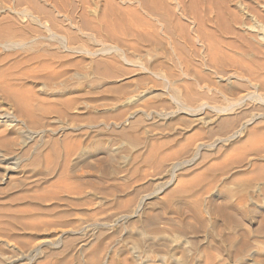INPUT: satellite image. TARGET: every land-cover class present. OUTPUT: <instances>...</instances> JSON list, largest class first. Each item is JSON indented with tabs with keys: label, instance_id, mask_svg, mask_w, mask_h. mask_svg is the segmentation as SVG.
<instances>
[{
	"label": "rangeland",
	"instance_id": "374dc122",
	"mask_svg": "<svg viewBox=\"0 0 264 264\" xmlns=\"http://www.w3.org/2000/svg\"><path fill=\"white\" fill-rule=\"evenodd\" d=\"M260 63L264 0H0V264H264Z\"/></svg>",
	"mask_w": 264,
	"mask_h": 264
},
{
	"label": "bare ground",
	"instance_id": "6f19581e",
	"mask_svg": "<svg viewBox=\"0 0 264 264\" xmlns=\"http://www.w3.org/2000/svg\"><path fill=\"white\" fill-rule=\"evenodd\" d=\"M162 1H164V0H162ZM152 2V1H151ZM155 2H157V1H155ZM159 2H160V0H159ZM109 3V2H108ZM158 3V2H157ZM156 3V4H157ZM151 5V4H150ZM158 5V4H157ZM154 6V5H153ZM119 9V8H118ZM154 9H155V7H154ZM160 9V8H159ZM156 10V9H155ZM249 11V10H248ZM252 12V11H251ZM247 14V13H246ZM253 15V14H252ZM257 17V16H256ZM241 24H243L242 22H241ZM247 24V23H246ZM245 24V25H246ZM244 27L245 26H243V27H241V28H243V30H244ZM241 28H238V29H241ZM245 29H248V28H245ZM236 30V29H235ZM242 30V29H241ZM249 30H251L250 28H249ZM237 31V30H236ZM224 32V31H223ZM229 32V31H228ZM247 32V31H246ZM251 32H252V30H251ZM241 33H242V31H241ZM250 33V32H249ZM255 34V33H254ZM250 35V34H249ZM253 35V34H252ZM257 35V34H256ZM201 36V35H200ZM253 37V36H252ZM205 40V39H204ZM248 40V39H247ZM259 41V40H258ZM260 44V43H259ZM222 46V45H221ZM226 47V46H225ZM262 47V46H261ZM208 48V47H207ZM210 51V50H209ZM236 52H238L237 50H236ZM243 52V51H242ZM239 53H241V52H239ZM243 54V53H242ZM251 54V53H250ZM253 55V54H252ZM216 57V56H215ZM235 57V56H234ZM238 57V56H237ZM209 59V58H208ZM236 59V58H235ZM258 59V58H257ZM228 60V59H227ZM237 60V59H236ZM243 66V65H242ZM225 68H226V66H225ZM246 68V67H245ZM244 68V69H245ZM252 68H253V72L254 73H257V71H259V72H264V64H256V65H252ZM243 69V70H244ZM219 70V69H218ZM224 70V69H223ZM227 70V69H226ZM249 70V69H248ZM227 71H229V70H227ZM232 71V70H231ZM215 73H216V71H214ZM220 73V72H219ZM225 73H227V72H225ZM244 73V72H243ZM227 75V74H226ZM224 76V75H223ZM249 77V76H248ZM221 78V77H220ZM263 79V78H262ZM248 82V81H247ZM250 82V81H249ZM251 82L253 83V81L251 80ZM261 82V81H260ZM249 84V83H248ZM262 84V83H261ZM260 84V85H261ZM263 85V84H262ZM259 87V86H258ZM262 87V86H261ZM257 88V87H256Z\"/></svg>",
	"mask_w": 264,
	"mask_h": 264
}]
</instances>
